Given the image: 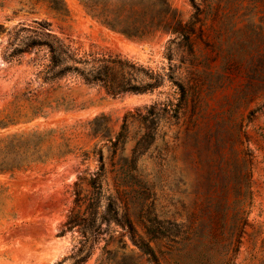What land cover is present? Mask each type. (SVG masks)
Masks as SVG:
<instances>
[{"label": "rangeland", "instance_id": "1", "mask_svg": "<svg viewBox=\"0 0 264 264\" xmlns=\"http://www.w3.org/2000/svg\"><path fill=\"white\" fill-rule=\"evenodd\" d=\"M63 1L68 15L43 0H0V117L12 108H26L29 116L4 130L68 126L76 147L65 160L0 173L10 195L7 210L17 213L0 218V264H73L71 255L88 232L84 217L93 212L96 233L105 231L84 264H155L122 225H106L102 215L109 209L121 222L128 216L146 240L150 226L164 234L151 242L160 264H264V0H171L184 21H196L191 47L162 30L144 41L127 38L91 17L80 0ZM39 23L82 53L122 54L164 80L152 92L123 94L78 77L43 83L34 64L43 52L5 58L10 36ZM57 95L74 105H46L31 115L39 100ZM89 121L104 132L93 135ZM124 126L125 143L116 146ZM247 145L256 164L252 203L244 208L233 195L232 148ZM97 171L101 190L80 182ZM76 189L87 199L81 206ZM219 193H229L222 206L216 205ZM245 209L249 225L239 237ZM76 212L79 224L61 233ZM202 223L218 239L200 240ZM203 242L213 248L209 255Z\"/></svg>", "mask_w": 264, "mask_h": 264}, {"label": "trees", "instance_id": "2", "mask_svg": "<svg viewBox=\"0 0 264 264\" xmlns=\"http://www.w3.org/2000/svg\"><path fill=\"white\" fill-rule=\"evenodd\" d=\"M57 12L68 15V8L61 6L63 0H43ZM195 3V0H192ZM85 9L97 21L114 32H118L127 38L137 41H144L154 36L155 32L162 30L176 38L184 46H192V36L195 34L196 21L190 19L184 21L180 12L176 9L171 0H80ZM63 5L64 1H63ZM195 5V4H194ZM35 29H26L25 27L16 30L8 41V46L5 51L6 60L12 61L18 59L24 54L43 52V58L36 57L34 64L38 65L37 75L42 78L43 83H54L70 78L78 77L85 83L91 85H101L105 87L112 94L123 93H148L154 91L160 86L164 77L154 71L146 69L142 64L134 61L122 54H104V53H82L78 47L75 46L73 40L61 37L60 35L51 31L50 28L43 26ZM27 31L26 34H21L20 31ZM172 42H174L172 40ZM169 59L172 56L169 55ZM142 76V77H141ZM179 88L185 94V86L178 83ZM57 88H62L58 85ZM33 92L28 91V96L32 98ZM55 103V104H54ZM46 105H55L56 107H72L73 100L69 102L65 96H47L44 100H39L35 108H32L31 115H40L44 113ZM26 108H12L0 117V173L15 172L17 170L29 169L39 164H46L48 162H59L65 160L70 154L74 153L76 147L72 143L70 128L64 126L61 128L48 129H32L28 131H5L10 125L24 122L29 118ZM24 121H23V120ZM95 122L89 121L92 126ZM125 126L120 134L117 136L114 144L124 145L126 137L124 135ZM101 128L92 126L91 133L98 135L103 133ZM242 145L243 142H240ZM121 150L123 147H120ZM142 152V151H141ZM232 152L234 154V183L235 190L233 195L241 203V206L246 208L252 203V177L253 169L256 164V155L249 145L243 146L240 151L233 146ZM99 158L102 162L103 152L99 151ZM242 154V156L240 155ZM83 159L89 158V152L81 151ZM103 169V164L100 170ZM102 172L97 171L89 178L81 176L79 178L81 183H87L90 186L97 187L98 190L103 188ZM79 186V183H76ZM78 188V187H77ZM81 190L76 189V204L81 206L87 199L81 197ZM229 193H219L217 195V206H222V201H228ZM10 195L7 187L0 183V218L8 215L16 216L14 210L8 212L7 201ZM109 209L102 219L110 226L112 221L122 225L131 239L140 247V249L150 256L155 264H160L159 257L155 251V247L151 242L161 240L164 234L156 226L148 228L149 240L139 236L137 229L128 216L121 222L114 216H108L111 213ZM204 211V210H203ZM223 209H218V218L223 217ZM210 212H203V215ZM243 220L238 224L237 235L242 237L249 225L248 210H243ZM88 216V217H87ZM79 212L73 213L69 216L65 223V228L61 233L71 229L73 226L79 224ZM87 219L90 220L87 223ZM88 232L83 234L84 239L80 241L81 246L77 251H74L71 257L74 259L73 264H84L93 255V247L98 235H103L105 229L96 233L92 224L96 220L95 212L90 213L84 217ZM205 219L203 218L202 222ZM200 240L205 238L218 239L217 234L212 229H205L204 223L201 224ZM90 238L93 241L90 242ZM90 243V244H89ZM89 244V245H88ZM120 247V246H119ZM206 255L212 253L213 248L207 246L204 242L200 246ZM109 249V252L117 251ZM202 250V251H203ZM237 251L239 248L236 249ZM201 251V252H202ZM203 253V252H202ZM65 260L59 261L56 264H63ZM199 264H203L200 262Z\"/></svg>", "mask_w": 264, "mask_h": 264}]
</instances>
